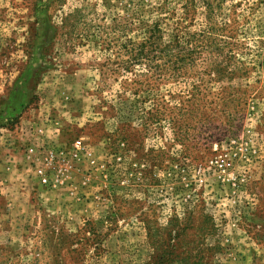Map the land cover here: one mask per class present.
<instances>
[{
  "label": "rangeland",
  "instance_id": "obj_1",
  "mask_svg": "<svg viewBox=\"0 0 264 264\" xmlns=\"http://www.w3.org/2000/svg\"><path fill=\"white\" fill-rule=\"evenodd\" d=\"M0 264H264V0H0Z\"/></svg>",
  "mask_w": 264,
  "mask_h": 264
},
{
  "label": "built area",
  "instance_id": "obj_2",
  "mask_svg": "<svg viewBox=\"0 0 264 264\" xmlns=\"http://www.w3.org/2000/svg\"><path fill=\"white\" fill-rule=\"evenodd\" d=\"M78 146L80 145V142H78V144H77Z\"/></svg>",
  "mask_w": 264,
  "mask_h": 264
}]
</instances>
